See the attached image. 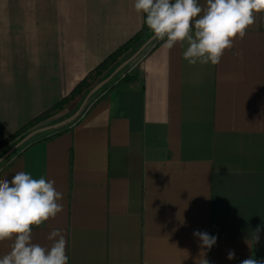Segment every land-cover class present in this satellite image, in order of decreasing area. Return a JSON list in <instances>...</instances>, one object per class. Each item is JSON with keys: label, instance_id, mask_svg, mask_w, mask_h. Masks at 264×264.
Masks as SVG:
<instances>
[{"label": "crops", "instance_id": "1", "mask_svg": "<svg viewBox=\"0 0 264 264\" xmlns=\"http://www.w3.org/2000/svg\"><path fill=\"white\" fill-rule=\"evenodd\" d=\"M37 1L36 20L0 36V141L69 95L146 19L134 0ZM185 50L159 41L58 133L0 167V179L25 171L63 194L33 243L50 247L61 230L69 264H198L201 251L209 264L264 261V14L218 65H189ZM195 231L216 243L201 248Z\"/></svg>", "mask_w": 264, "mask_h": 264}, {"label": "clouds", "instance_id": "2", "mask_svg": "<svg viewBox=\"0 0 264 264\" xmlns=\"http://www.w3.org/2000/svg\"><path fill=\"white\" fill-rule=\"evenodd\" d=\"M138 15H146L144 23L153 38L163 41V47L186 45L183 59L189 65H218L226 50L242 40L264 14V0H134ZM54 180L34 178L25 171L15 173L11 181L0 179V242L10 241V251L0 258V264H69L66 239L61 230H52L47 239L50 247L32 242L33 227H40L63 211V194L54 187ZM260 228L254 232L259 241ZM201 248L210 249L217 238L206 232L193 233ZM200 252L198 264H209ZM235 258L229 250L227 259ZM241 264H264L253 258Z\"/></svg>", "mask_w": 264, "mask_h": 264}, {"label": "rangeland", "instance_id": "3", "mask_svg": "<svg viewBox=\"0 0 264 264\" xmlns=\"http://www.w3.org/2000/svg\"><path fill=\"white\" fill-rule=\"evenodd\" d=\"M37 4H38L37 0H0V36H2V35L6 36L5 30L11 29L12 24L20 25L22 23H28L29 20H32V18H34L36 20V13H34V15H31V14H33V13H31L32 12L31 9H36ZM147 50L148 49H146L144 52H142L134 61H132L130 64H128L124 70H121L106 85L101 87L99 90H97L91 96L86 98L88 92L86 93L85 91H82L79 95H77L75 98H73L69 103L64 105L63 108H61L59 111L55 112L54 114H52L50 117L46 118L45 120L39 122L37 125H35L33 128H31L27 133H29L30 131H32L36 128L46 126V125H50V124L59 122L63 119L70 117L71 115H73L76 112V110L81 106V104L84 105V109L85 108L87 109V106L89 104L92 105L97 100V98L101 95V93L103 94L104 91H106L109 87H111L113 84H115L119 79H123V76H126L129 73H131L134 70V68L137 66V64L140 62V60L144 57ZM34 139L35 138L32 137L29 141H27L25 144H23L20 148L24 147L28 143H31ZM14 141L16 142L17 140L15 139V140L8 142L5 145L0 147V157L12 145H14ZM20 148H18V149H20ZM16 151H14V152H16ZM11 155H9L7 158H5L0 163V167L6 163L7 159H9V157Z\"/></svg>", "mask_w": 264, "mask_h": 264}, {"label": "trees", "instance_id": "4", "mask_svg": "<svg viewBox=\"0 0 264 264\" xmlns=\"http://www.w3.org/2000/svg\"><path fill=\"white\" fill-rule=\"evenodd\" d=\"M146 20V19H145ZM152 34V32L148 29L147 25L144 23L143 27L140 31H138L133 37H131L127 42L118 47L115 51L110 53L105 59H103L92 71H90L87 76L82 79L76 87L69 93V95L63 97L59 101L55 102L49 109L31 119L25 125H23L19 130H17L12 135L6 137L2 141H0V147L5 145L8 142L13 140L19 141L22 139L27 132L37 125L39 122L45 120L50 117L55 112L59 111L63 108L64 105L69 103L73 98L79 95L82 91L86 93L90 91V89L98 83L100 80L106 78L122 61L127 59L131 54H133L136 49ZM158 40H154V42L147 48V52L153 49L157 44ZM124 67L122 70H124ZM128 76V75H127ZM126 76V77H127ZM124 78V77H123ZM60 131L59 128H55L52 130H48L45 132H41L34 136V140L47 138L49 133H58ZM16 141V142H17ZM14 141V144L16 143ZM13 143V142H12Z\"/></svg>", "mask_w": 264, "mask_h": 264}, {"label": "water", "instance_id": "5", "mask_svg": "<svg viewBox=\"0 0 264 264\" xmlns=\"http://www.w3.org/2000/svg\"><path fill=\"white\" fill-rule=\"evenodd\" d=\"M153 34H151L141 45L140 47L127 59L122 61L106 78L102 79L98 83H96L91 90L88 92L87 97L91 96L93 93H95L97 90H99L101 87L106 85L115 75H117L124 67H126L128 64H130L132 61H134L142 52H144L153 42H154ZM77 113L71 115L70 117L63 119L59 122L42 126L39 128H36L29 133H27L22 139L17 141L14 145H12L1 157H0V163L7 158L9 155H11L14 151H16L18 148H20L23 144H25L27 141H29L32 137L35 135L45 132L48 130L55 129L59 126H62L71 120H73L76 117Z\"/></svg>", "mask_w": 264, "mask_h": 264}]
</instances>
